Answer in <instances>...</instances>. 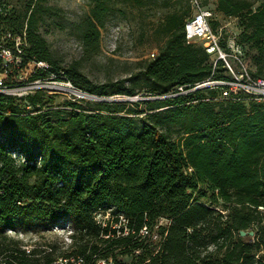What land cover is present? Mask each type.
I'll return each instance as SVG.
<instances>
[{
	"label": "trees",
	"instance_id": "1",
	"mask_svg": "<svg viewBox=\"0 0 264 264\" xmlns=\"http://www.w3.org/2000/svg\"><path fill=\"white\" fill-rule=\"evenodd\" d=\"M9 1L0 0V40L25 31L27 53L84 92L168 96L223 76L203 45L186 38L189 0H163L173 9L153 29L162 44L156 56L128 78L103 84L92 82L81 62L64 68L53 57L39 22L59 15L57 7L19 0L7 10ZM120 1L143 7L156 0H89L76 27L90 50L99 48ZM213 1L238 19L250 70L264 78V0ZM51 95H0V264H264V101L218 100L217 89L204 88L133 103L66 100L51 109ZM98 212L113 220H98ZM65 222L67 248H24L8 232ZM127 254L131 262L119 259Z\"/></svg>",
	"mask_w": 264,
	"mask_h": 264
},
{
	"label": "rangeland",
	"instance_id": "2",
	"mask_svg": "<svg viewBox=\"0 0 264 264\" xmlns=\"http://www.w3.org/2000/svg\"><path fill=\"white\" fill-rule=\"evenodd\" d=\"M212 1L208 5H212ZM49 3L60 10L59 15L41 18L39 32L47 40L53 57L64 68H68L72 63L81 62V70L92 82L97 84L128 78L139 69L142 61L150 58L152 52L158 51L162 44L152 36L153 29L164 15L173 9V7H163V0L151 1L143 7L127 2H116L112 5V10L107 16L105 27L101 29L99 48L90 50L83 44L76 27L78 21L89 14V0H49ZM183 4L186 5L187 2ZM20 6L19 0H10L7 4V8H9L7 10L18 9ZM219 16L225 26L223 31L227 34L239 32L240 27L237 18ZM57 89L59 88L53 86L44 89L48 94H53L51 96H55L54 103L52 105L48 103L46 107L51 105V109L63 108V103L66 100L89 106L91 102L102 101L99 98L83 96L65 89L58 91ZM98 97L104 99L113 97L122 99L115 100V102L133 103L139 100L163 99L173 96H150L142 91L135 96L117 94ZM172 137L177 138L176 134H173ZM108 218L113 220L110 212L97 213V219L102 222ZM8 232L21 240L24 248L31 249L37 245L45 244H58L61 248H67L71 243L69 238L70 224L68 222L53 227L30 229L26 232L21 230ZM249 237L254 240L256 234ZM133 258L134 254L119 257L123 262H131Z\"/></svg>",
	"mask_w": 264,
	"mask_h": 264
},
{
	"label": "built area",
	"instance_id": "3",
	"mask_svg": "<svg viewBox=\"0 0 264 264\" xmlns=\"http://www.w3.org/2000/svg\"><path fill=\"white\" fill-rule=\"evenodd\" d=\"M192 15L185 23L187 40L197 41L210 55L214 71L222 67L223 76L219 79L209 78L190 88L177 87L168 96L188 94L190 92L215 88L219 91L218 100H256L264 101V78L255 77L245 57V47L238 42V33L227 34L221 22L224 16L213 5L204 4L203 0H189ZM225 17V16H224ZM219 22L214 28V22ZM29 43L27 34L5 32L0 40V95L24 97L44 90L48 86L65 89L76 93L77 88L64 76V72L55 74L51 66L36 60L27 53ZM157 51L150 54L154 58ZM39 77L32 79L34 75ZM59 89H57L59 91ZM186 89V90H184ZM178 91V92H177ZM181 91V92H180ZM125 222V218L121 216ZM146 230V227L143 231ZM57 264V263H56ZM96 264H112L111 260H99Z\"/></svg>",
	"mask_w": 264,
	"mask_h": 264
},
{
	"label": "water",
	"instance_id": "4",
	"mask_svg": "<svg viewBox=\"0 0 264 264\" xmlns=\"http://www.w3.org/2000/svg\"><path fill=\"white\" fill-rule=\"evenodd\" d=\"M77 94H80V95H83V96H87V97H92V98H99V100H102V101H115V100H122V99H115L113 97L111 98H108V99H104V98H100L98 97L97 95H94V94H90V93H87V92H84L82 90H77L76 92ZM254 231H240V235L245 237V236H254Z\"/></svg>",
	"mask_w": 264,
	"mask_h": 264
},
{
	"label": "crops",
	"instance_id": "5",
	"mask_svg": "<svg viewBox=\"0 0 264 264\" xmlns=\"http://www.w3.org/2000/svg\"><path fill=\"white\" fill-rule=\"evenodd\" d=\"M240 33V30H239V32H238V34Z\"/></svg>",
	"mask_w": 264,
	"mask_h": 264
}]
</instances>
